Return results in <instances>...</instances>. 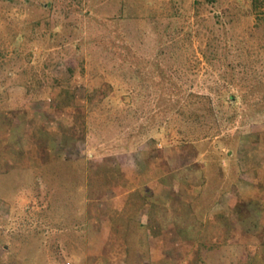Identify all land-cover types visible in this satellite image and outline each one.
Listing matches in <instances>:
<instances>
[{"label": "rangeland", "instance_id": "374dc122", "mask_svg": "<svg viewBox=\"0 0 264 264\" xmlns=\"http://www.w3.org/2000/svg\"><path fill=\"white\" fill-rule=\"evenodd\" d=\"M262 134L264 0H0V264H148L145 199L104 212L101 186Z\"/></svg>", "mask_w": 264, "mask_h": 264}, {"label": "crops", "instance_id": "0c3cea01", "mask_svg": "<svg viewBox=\"0 0 264 264\" xmlns=\"http://www.w3.org/2000/svg\"><path fill=\"white\" fill-rule=\"evenodd\" d=\"M194 147H180L179 186L170 185V170L157 178L162 186H101L103 211L112 208L110 201L122 212L130 196L142 195L147 209L123 220L149 226L148 264H172L174 244L179 264H204L212 250L217 255L239 247L250 264H264V134L249 147L240 143L236 152L228 151L222 164L219 154L209 157Z\"/></svg>", "mask_w": 264, "mask_h": 264}]
</instances>
